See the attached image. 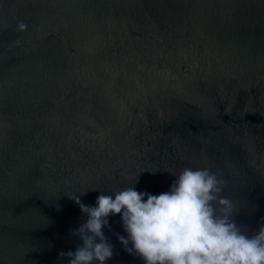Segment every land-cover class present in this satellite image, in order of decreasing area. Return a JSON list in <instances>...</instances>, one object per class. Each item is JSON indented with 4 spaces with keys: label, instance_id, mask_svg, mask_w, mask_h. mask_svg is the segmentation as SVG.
Listing matches in <instances>:
<instances>
[{
    "label": "water",
    "instance_id": "95a60500",
    "mask_svg": "<svg viewBox=\"0 0 264 264\" xmlns=\"http://www.w3.org/2000/svg\"><path fill=\"white\" fill-rule=\"evenodd\" d=\"M205 167L254 234L264 0H0V264H67L86 219L74 195H157ZM108 219L106 264H144Z\"/></svg>",
    "mask_w": 264,
    "mask_h": 264
},
{
    "label": "clouds",
    "instance_id": "9594fccd",
    "mask_svg": "<svg viewBox=\"0 0 264 264\" xmlns=\"http://www.w3.org/2000/svg\"><path fill=\"white\" fill-rule=\"evenodd\" d=\"M24 23L18 30H26ZM225 181L208 168H184L168 191L152 195L135 184L111 195L99 194L92 206L72 200L86 217L69 234L74 250L61 251L67 264H106L113 245L103 229L119 214L124 249L144 264H264V224L247 235L233 218V204L223 196ZM129 245H131L129 247Z\"/></svg>",
    "mask_w": 264,
    "mask_h": 264
}]
</instances>
